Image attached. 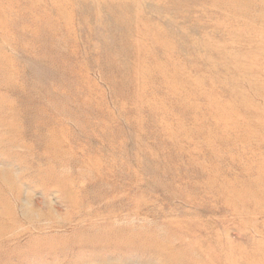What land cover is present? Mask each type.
<instances>
[{
	"label": "rangeland",
	"instance_id": "374dc122",
	"mask_svg": "<svg viewBox=\"0 0 264 264\" xmlns=\"http://www.w3.org/2000/svg\"><path fill=\"white\" fill-rule=\"evenodd\" d=\"M0 264H264V0H0Z\"/></svg>",
	"mask_w": 264,
	"mask_h": 264
}]
</instances>
